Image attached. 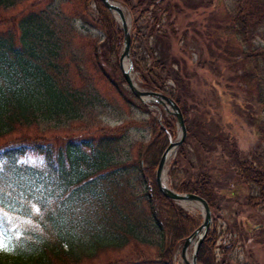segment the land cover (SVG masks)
<instances>
[{
    "label": "trees",
    "instance_id": "1",
    "mask_svg": "<svg viewBox=\"0 0 264 264\" xmlns=\"http://www.w3.org/2000/svg\"><path fill=\"white\" fill-rule=\"evenodd\" d=\"M117 1L132 17L130 59L138 86L171 97L184 117L185 139L167 171L170 187L195 193L217 209L216 185L203 155L211 141L222 139L221 130L200 107L195 86L220 55L246 65L244 82L264 105V45L254 43L255 35L264 40V0H229L221 25L236 38L231 48L221 34L212 37L207 23L214 0ZM75 3L73 11L66 9ZM22 5L8 20L0 18V215L12 230L6 243L17 245L0 251V264H175L177 247L199 225L155 181L168 137L177 129L175 118L163 110L155 114L125 86L116 59L122 30L101 0H0V8ZM98 84L146 108L147 115L115 129L82 124L100 100ZM252 121L263 129L260 113ZM75 124L82 129L76 135L46 133ZM134 125L148 129L147 140L130 139ZM230 141L238 180L256 193L248 202H264V162L243 157ZM248 220L242 215L228 223L230 239L219 259L208 230L197 262L239 264L232 250L239 245L252 257L249 240L264 249L254 237L264 223L250 226ZM128 245L129 257L97 261L105 251Z\"/></svg>",
    "mask_w": 264,
    "mask_h": 264
},
{
    "label": "rangeland",
    "instance_id": "2",
    "mask_svg": "<svg viewBox=\"0 0 264 264\" xmlns=\"http://www.w3.org/2000/svg\"><path fill=\"white\" fill-rule=\"evenodd\" d=\"M115 1L123 7L122 9L128 21L131 36V30L133 27L131 14L126 6H123L117 0ZM213 4L215 5L207 17L208 25L212 26V37L213 35L217 36L218 34H221L223 42L228 47L231 48L232 46H236L237 41L235 36L231 35L228 31H225L224 27L221 25L226 7L229 5V0H214ZM77 6L78 3H75L73 6H68V8L66 6V9L73 11ZM22 8L23 5L10 9L0 8V18L8 20L9 16L16 15ZM90 8V12H93L92 4ZM195 21L199 23L198 20ZM116 22L120 27L119 22L117 20ZM75 24L81 32L85 30V27L81 25L80 20H76ZM86 26L89 27V32L98 38L99 42L103 40L99 31L94 29L91 25ZM254 43L261 46L264 45V40L259 35H255ZM179 44H182V42L179 41ZM131 49L132 47L130 44L129 55ZM122 50L123 32L121 35V44L119 46L118 55L116 57L118 66L119 56ZM197 59L198 56L193 53L192 60L196 62ZM213 59H215V62H212ZM129 60L131 62L130 58ZM212 60L209 62L211 67L207 69L209 76H201L200 81H202V84L195 87L198 92L200 107L204 111H207L211 122H215L218 125L222 137L221 140L211 141L209 146H206V153L203 155V162L209 167L217 189L215 200L217 209H210L211 221L208 230H210L209 234L215 241V243H213V252L215 253L216 258L219 259L222 257L221 251L223 250V246L230 239V234L227 235L226 233L228 223H234V219L237 221L242 215H248L250 220H248L247 223L250 226L258 225L261 222L264 223V202H260L259 199H253V201L251 200V203L248 202V197L256 195L255 190L250 187V185H246L238 180L235 166L231 162L228 153L231 149L229 147V142H231L230 140H234L243 157L249 159L254 156L260 157L264 162V125L263 129H256L257 125L255 126L252 121V118L257 113H260L261 119L264 120V105L262 106L259 103L253 85H247V83L244 82L248 79L246 65L238 62L234 63L226 61V59L224 60L220 55L215 56ZM125 63H127V60ZM131 74H133L134 80L138 84L139 77L137 72L133 70V67ZM125 86H127L126 83ZM97 88L101 92L99 97L100 100L96 103V107L92 110L91 115L82 121V124L87 127L92 126L97 129H115L129 121L139 120L147 115L145 113V111H147L146 108L140 107L137 103H132L131 105L126 103L122 97L117 93H114L113 89L107 84H98ZM143 103L148 105V109L155 110V114L158 113L160 115L161 110L167 113L162 105L155 101ZM78 126V124L72 125L70 130L65 132L58 131L59 129H55L54 127H49V131L46 133L51 137L71 136L72 134L76 135L79 130H82L79 129L80 127ZM87 127V130L90 129ZM83 129H85V127ZM179 134L180 130L177 127L175 135H169V141L177 140ZM128 136L130 139H133V141L147 140L148 129L142 125H134L129 130ZM189 148L191 149V159L196 165H198L196 154L194 153L192 146L189 145ZM174 153L169 157L165 167V181L169 186L171 185V180L168 177L167 171ZM178 205L181 206L187 214L197 218L199 225L201 224L203 213L200 205L195 203ZM254 237L264 245V227H262L261 230L256 228L254 231ZM194 243L195 238L192 239L191 244L187 249L188 258L192 256ZM182 244L177 247L178 249L175 252V257L173 258L175 264H184L180 251ZM245 245L253 249L254 255L250 258L247 257L244 250L237 245L234 250H232V256L238 260L239 264H264V249L261 248V245H255L251 240L246 241ZM129 254H131V245H128L123 248V250L117 252L112 250L105 251L104 254L97 258V261L103 263L111 259L120 260L124 257H129Z\"/></svg>",
    "mask_w": 264,
    "mask_h": 264
},
{
    "label": "water",
    "instance_id": "3",
    "mask_svg": "<svg viewBox=\"0 0 264 264\" xmlns=\"http://www.w3.org/2000/svg\"><path fill=\"white\" fill-rule=\"evenodd\" d=\"M104 7L116 18L119 22L120 27L123 32V50L119 56V68L122 76L132 94L143 102L155 101L162 105L165 111L172 115L176 119V125L180 130L179 138L175 141H169L167 147L162 153L157 168L155 172V181L159 191L167 198L175 201L177 204L195 203L200 205L203 220L201 224L195 229L187 238H185L181 246V257L184 264H199L197 262V251L200 243L203 241L206 232L209 229L211 221V211L207 201L195 194V193H182L172 189L166 183L165 177V167L168 162L169 157L174 153L177 147L183 142L186 135V125L184 121L183 114L178 106V104L168 95L152 91L141 89L137 82H135L134 77L131 75L132 64L129 60V50H130V28L128 21L125 17L123 7L115 0H101ZM127 60V63L125 61ZM195 238L194 250L190 258L187 257V249L191 244L192 239Z\"/></svg>",
    "mask_w": 264,
    "mask_h": 264
},
{
    "label": "snow or ice",
    "instance_id": "4",
    "mask_svg": "<svg viewBox=\"0 0 264 264\" xmlns=\"http://www.w3.org/2000/svg\"><path fill=\"white\" fill-rule=\"evenodd\" d=\"M2 202V201H0ZM12 232L10 228L5 226V221L2 215H0V251H14L17 245L9 246L6 240L9 239V233Z\"/></svg>",
    "mask_w": 264,
    "mask_h": 264
},
{
    "label": "bare ground",
    "instance_id": "5",
    "mask_svg": "<svg viewBox=\"0 0 264 264\" xmlns=\"http://www.w3.org/2000/svg\"><path fill=\"white\" fill-rule=\"evenodd\" d=\"M126 62V61H125ZM133 76V74H131Z\"/></svg>",
    "mask_w": 264,
    "mask_h": 264
}]
</instances>
